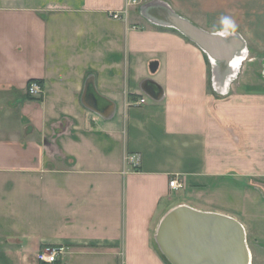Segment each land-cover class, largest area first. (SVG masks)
I'll return each mask as SVG.
<instances>
[{"label": "crops", "instance_id": "0c3cea01", "mask_svg": "<svg viewBox=\"0 0 264 264\" xmlns=\"http://www.w3.org/2000/svg\"><path fill=\"white\" fill-rule=\"evenodd\" d=\"M125 3L0 0V264H41L44 246L64 248L55 264H165L154 235L178 205L238 221L255 263L264 0H145L111 18ZM175 19L241 40L234 78L229 66L216 74ZM32 80L40 97L27 94ZM145 80L160 100L142 91ZM131 154L136 171L124 162Z\"/></svg>", "mask_w": 264, "mask_h": 264}, {"label": "water", "instance_id": "95a60500", "mask_svg": "<svg viewBox=\"0 0 264 264\" xmlns=\"http://www.w3.org/2000/svg\"><path fill=\"white\" fill-rule=\"evenodd\" d=\"M182 22L185 23L184 20H177L172 24L209 58L211 53L217 56L212 51L224 50L218 44L219 36L204 33L188 22L189 26H185ZM222 53L221 57H217L226 59L227 56ZM141 89L154 101L162 96L160 86L152 80H145ZM154 242L168 264H251L245 231L238 221L187 205L174 206L163 215Z\"/></svg>", "mask_w": 264, "mask_h": 264}, {"label": "built area", "instance_id": "2783aa9c", "mask_svg": "<svg viewBox=\"0 0 264 264\" xmlns=\"http://www.w3.org/2000/svg\"><path fill=\"white\" fill-rule=\"evenodd\" d=\"M145 0H126L125 6L123 9L117 12H110V17L119 20L127 18L128 9L130 7L141 6ZM27 93L31 97H40L42 94V88L37 82H33L27 88ZM145 101L140 100V104H143ZM124 162L126 165H129L133 170H137L139 167V157L138 155L131 154L124 157ZM169 188L172 190H179L181 188V183L176 178H171L169 180ZM65 254L64 248L62 247H53V246H44L36 254V259L41 264H55L57 263Z\"/></svg>", "mask_w": 264, "mask_h": 264}, {"label": "bare ground", "instance_id": "6f19581e", "mask_svg": "<svg viewBox=\"0 0 264 264\" xmlns=\"http://www.w3.org/2000/svg\"><path fill=\"white\" fill-rule=\"evenodd\" d=\"M175 20H181V19H175ZM169 22L173 23L171 20H169ZM182 23L185 24V26H189L186 22L185 23L182 22ZM212 35L219 36V38H220L219 44L221 45L220 47L222 49H224V50H217V52H215V51H212V52L215 53L219 57H221L223 55L222 52H224V55H226L227 57H226V59L225 58L219 59V57H217L211 53L213 56L211 54H209L210 59H211L210 61L213 65V68H215V70H216V74H219V72H220L218 70L219 68L221 69L222 67L229 66L230 71L233 75L229 78L231 80L232 77L234 78L235 70L240 66L242 61L245 59V57L247 55L246 50L243 47V44L240 45V43H239L240 41H237V39H236L237 37L233 36L232 34H229L226 32H218V33H214ZM220 79H221L220 77L218 78V76L217 77L215 76V78H214L215 85L216 84L219 85Z\"/></svg>", "mask_w": 264, "mask_h": 264}, {"label": "clouds", "instance_id": "9594fccd", "mask_svg": "<svg viewBox=\"0 0 264 264\" xmlns=\"http://www.w3.org/2000/svg\"><path fill=\"white\" fill-rule=\"evenodd\" d=\"M220 24H222L225 27H235V21L232 20L229 16H222L220 17Z\"/></svg>", "mask_w": 264, "mask_h": 264}, {"label": "rangeland", "instance_id": "374dc122", "mask_svg": "<svg viewBox=\"0 0 264 264\" xmlns=\"http://www.w3.org/2000/svg\"><path fill=\"white\" fill-rule=\"evenodd\" d=\"M208 67H209V69H210L209 61H208ZM177 194L180 195V193H177ZM155 248H156L157 252L160 254V252L158 251L156 245H155ZM160 255H161V254H160ZM252 264H264V255L259 256V257L256 259V262H255V263L253 262Z\"/></svg>", "mask_w": 264, "mask_h": 264}, {"label": "trees", "instance_id": "16d2710c", "mask_svg": "<svg viewBox=\"0 0 264 264\" xmlns=\"http://www.w3.org/2000/svg\"><path fill=\"white\" fill-rule=\"evenodd\" d=\"M33 82H37V83L40 85V87L43 88L41 82H39V81H35V80L29 81L28 84H27V88H28L29 85H30L31 83H33ZM27 94H28V93H27ZM28 95H29V94H28ZM29 96H30V95H29ZM30 97H31V96H30ZM39 99H40V98H39ZM160 257H161V259L163 260V262H164L165 264H168V263L166 262V260L162 257V255H160Z\"/></svg>", "mask_w": 264, "mask_h": 264}]
</instances>
